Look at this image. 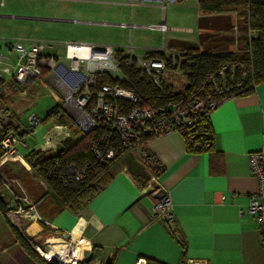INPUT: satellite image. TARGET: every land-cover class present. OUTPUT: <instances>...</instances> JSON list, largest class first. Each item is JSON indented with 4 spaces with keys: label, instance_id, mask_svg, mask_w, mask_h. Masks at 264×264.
<instances>
[{
    "label": "crops",
    "instance_id": "obj_1",
    "mask_svg": "<svg viewBox=\"0 0 264 264\" xmlns=\"http://www.w3.org/2000/svg\"><path fill=\"white\" fill-rule=\"evenodd\" d=\"M119 2H128L131 8L129 15L120 16L125 20L122 25L108 24L109 22H98L97 25L129 29V42L138 30H150L161 35L164 45L166 35L170 31L180 34L193 32L192 29L175 28L173 23L168 21L169 11L174 7L183 10L195 9L197 36L200 34L198 19L201 14L197 0ZM135 9H149L158 15L152 19V25L163 22L168 29L166 33L162 34L159 30L148 27L152 25L139 24L143 17L140 13L135 15ZM228 17L232 22V31L218 35L234 38L241 33L236 17ZM74 22L96 23L85 19L71 21ZM167 23H170V26ZM85 39L88 44L102 45L99 41ZM29 41L31 40L26 44ZM175 41L188 42L173 36L169 39L167 47L175 49L170 46V43ZM160 47L161 45H152L149 49ZM55 48L53 45L47 49L51 51ZM132 48L137 50L136 47ZM53 54V57H60L59 53ZM65 65L67 66L68 62ZM6 91L14 93L9 84L3 87L2 110L9 108ZM23 94L22 92L20 95L23 97ZM52 100L54 105L58 104L55 99ZM33 108L34 104L30 103L26 112L32 113ZM19 110L20 108L15 111L14 116L19 121L21 131L32 133L33 130H29L27 121L26 128L22 127ZM36 117L38 118L37 115ZM208 126L213 137L212 146L200 152L188 151L185 137L177 132L149 139L145 149L156 161V175L141 166L133 155H122L111 165L112 178L109 183L78 214L65 209L51 219L42 218L40 210L44 206L45 195L37 198L35 205L38 209L32 204L34 212L30 215L21 214L22 212L17 210L6 215L0 212V264L46 263L37 253L36 248L39 247L33 244V240L35 241L42 231V227L39 229L35 223L40 226L43 224L51 231L48 238H61L63 234H68L70 240H65L68 243L71 242L72 233L79 228V235L87 245L83 252H93L92 264H105L107 257L111 258L110 264H136L138 260H145L148 264H264L259 226L251 217L242 214L247 210L249 198L257 190V182L250 173L247 156L258 151L264 142V83L255 85L253 91L248 94L235 95L222 102L210 114ZM54 128H57L58 132L63 129L64 132H53L54 134L50 135L52 139L56 134H61L63 141L72 140L67 128ZM45 142L41 149L43 152L52 151V146L57 144L54 139L50 142L48 135ZM21 143L16 146L17 154L11 156V161L3 165L17 164L19 172L12 179L13 184H18L25 200L32 203L34 197L38 196L37 189L28 183V179L26 181L30 167L23 160V156L32 150H40L27 149L26 144L23 142L24 146ZM134 177L137 179L134 180ZM30 178V182L33 181V177ZM152 178H155L154 181ZM0 179L2 181L1 176ZM39 184L44 186L42 181ZM152 185L159 186L161 195L167 193L171 202L169 213L157 222L150 220L151 203L157 198L153 194H144V190ZM5 187L7 188V185ZM18 216L23 217L21 225L18 223ZM168 219H171L179 240L170 230ZM48 238L38 245L43 247V242ZM24 243L34 254L25 248ZM44 247L47 250L46 246Z\"/></svg>",
    "mask_w": 264,
    "mask_h": 264
},
{
    "label": "built area",
    "instance_id": "obj_2",
    "mask_svg": "<svg viewBox=\"0 0 264 264\" xmlns=\"http://www.w3.org/2000/svg\"><path fill=\"white\" fill-rule=\"evenodd\" d=\"M150 28L159 30L162 34L168 30L163 22ZM6 47L8 53L14 56V62H11L12 59L8 55H0V82L25 87L30 81L42 80L50 85L55 100H61L63 111L71 118L80 134L86 135L95 129H103L104 137L99 146L92 150L95 164L100 166H107L110 160L118 157L117 150L111 147L115 141L118 142L119 149L133 155L141 166L154 175L158 172V166L145 149L146 138L148 140L177 132L186 137L190 144L196 139H202L204 142L196 148L209 149L213 141L206 123L210 114L222 102L234 96V92L240 88V84L235 82L234 67L226 65L215 74L207 76L196 92L184 96L179 84L190 75L195 66L196 55L189 54L185 49L165 47L164 44L158 49L146 50L143 55L138 56L129 45L123 52V49L117 50L110 45L70 42L65 45L64 50L67 66L61 62L60 57L44 54L45 49L52 45L43 41L31 40L28 44L16 41ZM117 52H121L124 65L133 67L135 72H143L147 76L161 98H171L157 107H137L139 97L118 84L125 81V78L121 74V62L116 57ZM43 70L47 71L46 76L43 75ZM99 75L118 83L102 85L94 92L96 77ZM128 106L130 111L125 113ZM202 120L205 124L200 129L201 126L197 123ZM27 122L30 125L29 130H34L39 124V119L30 114ZM19 143V138L10 133L3 138L0 147L5 155L15 156ZM21 144L25 146L23 142ZM41 149L37 150L43 152ZM52 149L55 153V145ZM247 158L250 173L257 182V190L249 198L247 210L242 214L251 217L258 224L261 248L264 252V142L258 151L249 153ZM89 170L87 165L80 168L69 165L58 181L63 187L71 183H83ZM152 179L154 181L155 178ZM13 198L17 211L22 212L18 199ZM25 202L33 213L32 203L27 200ZM170 209L169 196L162 193L159 199H154L151 203V222L163 219ZM42 250L45 251L44 248ZM83 253L80 261L75 264H83ZM39 257L46 263L52 262L45 259V256ZM53 261L63 264L56 259ZM136 264L148 263L138 260Z\"/></svg>",
    "mask_w": 264,
    "mask_h": 264
},
{
    "label": "trees",
    "instance_id": "obj_3",
    "mask_svg": "<svg viewBox=\"0 0 264 264\" xmlns=\"http://www.w3.org/2000/svg\"><path fill=\"white\" fill-rule=\"evenodd\" d=\"M197 3L201 14L198 19V30L200 31L198 44L182 41L170 43V46L175 47V49H185L189 54L196 55L194 59L195 66L191 69L190 75L183 83L179 84L181 92L184 96L196 92L207 76L215 74L226 65L234 67L235 82L240 84V88L234 92V96L252 92L255 85L264 83V0H197ZM228 15L236 17L238 30L244 39L243 46L235 52L228 50L230 46H233L234 38L218 35L221 33L228 34L232 31L233 26ZM116 57L121 62L120 70L125 81L118 83V81H112L104 75H99L96 77L94 92L98 91L102 85H116L118 83L121 87L133 91L139 97L137 107L140 108L157 107L171 98V96L165 99L161 98L155 86L143 72H135L133 67L124 65L121 52H117ZM43 75H47L46 70H43ZM34 82L30 81L24 88H29ZM7 84L14 92L16 91L14 84L0 82V110H2L1 103L3 100L1 90ZM129 111L130 107L128 106L125 113ZM2 112L0 143L10 133L15 134L21 141L31 133L21 131L19 121L12 113L6 110H2ZM39 123H50L53 126L67 128L69 131H75L76 128L71 118L62 110L60 104L52 106ZM206 123H208V120ZM197 124L201 126V129L205 121H199ZM104 135L105 131L103 129H95L86 135L81 134V140L74 144L71 139L61 142L63 150L60 153L47 154L50 151L32 150L23 156L25 163L47 187L45 199L49 205L46 212H41L42 218L51 219L65 209L78 214L109 183L112 178L111 165L121 158L125 151L119 149V144L115 141L111 147L117 150L118 157L110 160L107 166L95 164L92 150L99 146V142ZM148 140L146 138L144 142ZM203 142L202 139H196L193 144L187 141L188 151H202L196 146ZM5 156V152L0 147V163L5 159ZM69 165L78 168L87 165L90 169L87 179L83 183H71L67 187H63L58 179ZM136 179L137 177H134V180ZM2 187L3 184L0 179V191ZM16 210L17 205L11 207L0 195V212L2 214L6 215L10 211ZM41 227L43 231L39 236L44 239L48 238L51 231L43 224ZM172 233L174 236L177 235L175 231H172ZM179 243L182 245L181 241ZM33 244L39 246L34 240ZM24 246L31 254H34L26 243H24ZM93 261L94 257L92 256L88 264H92ZM45 264L58 263L52 261ZM83 264H85L84 260Z\"/></svg>",
    "mask_w": 264,
    "mask_h": 264
},
{
    "label": "rangeland",
    "instance_id": "obj_4",
    "mask_svg": "<svg viewBox=\"0 0 264 264\" xmlns=\"http://www.w3.org/2000/svg\"><path fill=\"white\" fill-rule=\"evenodd\" d=\"M1 2L2 1L0 0V55H8V57L12 59V63L14 62V56L8 53L6 46L16 41L26 44L28 40H39L49 45H54L56 47L55 50L49 51L47 49L44 51V54L53 57V53H59L61 62L63 64L66 63L64 59L65 45L70 42H81L86 44L88 43V40L85 38L99 41L102 45L113 46L117 50L123 49L121 50L123 52H125L124 50L128 49V45L131 47H136L137 50H135V54L138 56L143 55L146 49L150 50L149 48L152 45H156V47L162 45L161 35L156 34L154 31L138 30L133 34L132 41L129 42V29H120L116 26L97 25L98 22H109L108 24L122 25L121 23L125 20L121 19L120 16L130 14L131 8L128 2H119V0H3L2 5ZM121 6H125V8ZM137 13H140L143 17L139 24L144 26L154 24L152 19L158 16L149 9H135V15H137ZM84 19L96 23H71V21H80ZM168 21H171L175 28L192 29L193 32H183V34L173 33L171 31L168 32L166 35L165 47H167L169 39L173 36L179 37L184 41L191 43L198 42L197 15L195 9L183 10L180 7H174L169 11ZM127 23L129 22H125V24ZM167 24L170 26V23ZM154 26L156 25L148 27ZM243 40L242 34H237V36L234 37L233 46H230L229 50L234 52L237 51L238 48L243 46ZM15 90L16 91L14 93L6 91V95L8 97L7 102L9 103V108L6 111L15 115V111L20 108L19 111H21V113L19 118L22 127L26 128V116L30 113L29 111L26 112V108L30 105V103L34 104V108L31 110L32 113L30 114H36L39 120H43L47 110L54 105L52 100L55 99L54 93L50 88V85L42 80L35 81L27 89L24 87H15ZM22 92L24 93L23 97L20 95ZM18 94L20 95L19 97L16 96ZM15 101H18V103ZM56 101L58 104L61 103V100ZM65 114L67 115V113ZM0 117L2 118L1 120H3L2 110H0ZM59 131L64 132L63 129ZM53 132L60 133L50 123H39L34 128L33 132L25 136L22 141L26 144L27 149L42 148V146L45 145V137L47 135L50 142L53 141V139L55 142H57V144L63 142L61 134H56L52 139L50 135ZM70 136L72 138L73 144L77 141H80L82 138L77 128H75V131L70 130ZM53 152L54 151L52 149V151L47 152V154H52ZM3 161L0 164V167L7 161H11V159L10 157H5ZM18 170L19 167H17L16 163H7L2 166V169H0V176L2 177L3 187L0 191V195L2 199L9 203L11 207L16 205L15 199L12 198L16 197L18 199L17 202L20 204L22 209L21 214L30 215L32 213L30 209L31 207L25 202V197L21 193L20 186L16 183L13 184L12 179L16 174H18ZM30 177H33V181L31 182ZM22 179L21 181H23ZM27 179L29 180L28 183L37 189L36 191L38 196L34 197L32 200V204L36 209L37 206L35 205V202L38 200L37 198L39 196L46 194L45 191H47V187L45 184L44 186L39 184L41 180L31 169L29 175H26V181ZM5 185H7V188ZM10 191L13 193V196H11L12 194ZM48 205L49 204H47L45 199L44 206L40 212H46ZM49 240H53L60 246L68 243L59 237H54L52 239L48 238V240L43 242V247L35 246L39 247L36 249L39 252L42 251L43 248L45 249L44 246L47 247Z\"/></svg>",
    "mask_w": 264,
    "mask_h": 264
},
{
    "label": "bare ground",
    "instance_id": "obj_5",
    "mask_svg": "<svg viewBox=\"0 0 264 264\" xmlns=\"http://www.w3.org/2000/svg\"><path fill=\"white\" fill-rule=\"evenodd\" d=\"M7 156L9 155H6V157ZM22 221L23 217L18 216V223L20 225L22 224ZM79 234V228H76L72 233L71 242L62 246L57 245L53 240H49L46 247L47 251H37V253L38 255L45 256V259L50 261L57 258V260L59 259L63 264H75L80 261L82 253L87 246ZM50 239L52 238L50 237Z\"/></svg>",
    "mask_w": 264,
    "mask_h": 264
},
{
    "label": "water",
    "instance_id": "obj_6",
    "mask_svg": "<svg viewBox=\"0 0 264 264\" xmlns=\"http://www.w3.org/2000/svg\"><path fill=\"white\" fill-rule=\"evenodd\" d=\"M62 150H63V146L61 145V143H58V144L55 145V152L56 153H60ZM144 194H153L157 199H159L160 196H161V189L159 188V186L152 185V186L147 187L144 190ZM167 222L169 224L170 230L174 231V227L171 224V219H168ZM35 225L39 229L41 228V226L39 224L35 223ZM42 231H43V229H42ZM39 235H38V237L35 240L36 243L42 242L44 240V238L39 236ZM61 238H63L64 240H70V236L68 234H63L61 236ZM175 238L178 239V236L175 235ZM92 256H93V253L91 251H85L83 253L85 264H88L90 262V260L92 259ZM110 263H111V258L107 257L106 260H105V264H110Z\"/></svg>",
    "mask_w": 264,
    "mask_h": 264
}]
</instances>
